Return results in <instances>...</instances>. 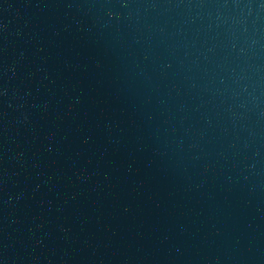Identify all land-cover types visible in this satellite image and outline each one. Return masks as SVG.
I'll list each match as a JSON object with an SVG mask.
<instances>
[{"label": "water", "instance_id": "1", "mask_svg": "<svg viewBox=\"0 0 264 264\" xmlns=\"http://www.w3.org/2000/svg\"><path fill=\"white\" fill-rule=\"evenodd\" d=\"M0 264H264V0H0Z\"/></svg>", "mask_w": 264, "mask_h": 264}]
</instances>
